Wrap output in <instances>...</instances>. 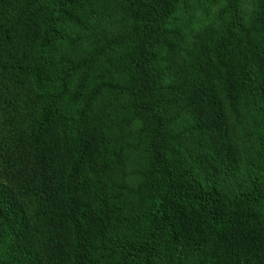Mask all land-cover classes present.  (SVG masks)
Returning <instances> with one entry per match:
<instances>
[{"label":"trees","instance_id":"16d2710c","mask_svg":"<svg viewBox=\"0 0 264 264\" xmlns=\"http://www.w3.org/2000/svg\"><path fill=\"white\" fill-rule=\"evenodd\" d=\"M0 264H264V0H0Z\"/></svg>","mask_w":264,"mask_h":264},{"label":"rangeland","instance_id":"374dc122","mask_svg":"<svg viewBox=\"0 0 264 264\" xmlns=\"http://www.w3.org/2000/svg\"><path fill=\"white\" fill-rule=\"evenodd\" d=\"M212 9V8H211ZM195 15H197V17L199 18L200 17V14L198 11H196Z\"/></svg>","mask_w":264,"mask_h":264}]
</instances>
